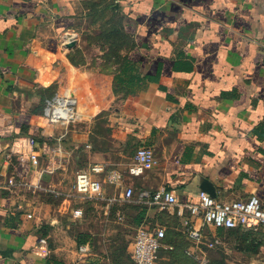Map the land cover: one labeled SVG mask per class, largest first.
I'll return each mask as SVG.
<instances>
[{
	"label": "crops",
	"instance_id": "1",
	"mask_svg": "<svg viewBox=\"0 0 264 264\" xmlns=\"http://www.w3.org/2000/svg\"><path fill=\"white\" fill-rule=\"evenodd\" d=\"M102 24L121 36L113 39L121 44L111 58L114 95L93 99L86 72H77L75 93L86 91L93 113L45 131L42 111L52 95L41 88L48 69L52 78V61L70 50L62 39L73 35L79 46L81 30ZM22 135L37 141V167L7 157L12 139ZM141 145L153 161L141 175L125 176L132 199L123 200L124 187L99 175L103 213L126 201L146 207L139 225L166 232L155 264H195L185 252L193 242L184 205L198 200L202 177L220 200L264 198V0H0V264H117L110 232L85 217L65 222V215L81 217L73 216L60 182L44 176L95 163L124 170L123 155ZM162 187L177 205L138 201L139 191ZM45 189L55 193L56 206L41 196ZM135 213L126 218L133 230ZM225 231L201 228L204 242L220 241ZM85 243L90 250L79 252Z\"/></svg>",
	"mask_w": 264,
	"mask_h": 264
},
{
	"label": "built area",
	"instance_id": "2",
	"mask_svg": "<svg viewBox=\"0 0 264 264\" xmlns=\"http://www.w3.org/2000/svg\"><path fill=\"white\" fill-rule=\"evenodd\" d=\"M74 40L73 35H65L61 44L65 47ZM43 117L53 124L68 125L80 120V113L77 107V98L73 90L66 89L61 93L49 97L42 111ZM7 157L12 161L28 163L32 167L39 165V154L37 141L32 135H22L12 139L7 148ZM153 161L152 150L141 145L135 150L133 159L127 164L124 170L117 167H108L95 163L87 170H79L75 173L72 184L74 195L82 198L103 199L104 186L99 175L104 174L107 184L119 187L123 186V200H130L133 197V188L125 186V176H139L145 167ZM9 183L14 181L9 179ZM138 201L148 205H157L164 209L178 204L166 188L157 190L143 189L139 191ZM189 212L190 218L184 220L185 233L192 240L193 245L185 250L186 254L192 257L195 264H210L207 250L215 248L220 241L213 239L204 242L201 228L206 225L221 229L241 228L253 232L261 231L264 238V198L251 194L246 198L223 201L210 196L206 192L198 193V200L195 203L184 205ZM74 217H82L83 210L80 207L72 211ZM198 219L200 225L197 227L192 220ZM166 232L162 227L151 228L147 225H139L134 232L131 257L134 264H155L158 251L163 247V239ZM40 247H43V254H46L44 238L39 240ZM79 252L87 253L90 250L89 244H81Z\"/></svg>",
	"mask_w": 264,
	"mask_h": 264
},
{
	"label": "rangeland",
	"instance_id": "3",
	"mask_svg": "<svg viewBox=\"0 0 264 264\" xmlns=\"http://www.w3.org/2000/svg\"><path fill=\"white\" fill-rule=\"evenodd\" d=\"M105 19H107V17H105ZM107 31L108 28H104V24L99 28L81 30L79 33V46L67 48L70 50L66 52L64 56L59 55L52 61L55 69L52 71V78H50L49 69L46 72L45 81L48 82V84L41 88L44 95L50 96L61 93L66 89H71L75 93V87H78V83L81 81V77H77L76 73L83 71L86 72L85 78L88 79V88L93 95V99L99 98L104 100L106 97L114 95V86L110 81V75H112L115 60H111V58L112 56L117 57L121 50V44L120 42L113 44L108 43L107 40L108 37H112L114 40H121V36L120 34L115 36L114 33L110 31V34H107ZM108 57L110 58L108 59ZM97 58L100 60L102 58V61H99ZM87 94L89 95V92ZM75 95L78 98L77 105L79 107V113L83 111L86 114L93 113L94 108L92 106H85L86 91H78ZM107 111L108 110L105 109V112ZM68 125L47 123V127H43V129L45 131L49 129L54 131V128L57 126V131H62ZM94 130L97 132L95 126ZM100 132L105 135L107 134L106 130H100ZM44 139L46 144L49 145L50 137L46 136ZM133 156L134 152H130L129 155L124 154L121 162L127 164L132 160ZM75 173V170H73L71 166H68V168L59 170L55 173L46 171L44 177L48 180L49 174H52L51 178L60 182L64 187V194L71 198V203L75 206L74 208H76V206H81L84 210L82 217L86 218L84 221H87L91 227H95V229L99 231L107 230L110 232L112 240L115 241L117 247V250L112 253L115 256L114 259L117 264H133L130 252L133 242L132 234L135 230L128 224L129 221L127 222L126 218L129 216V212L133 210L131 207L134 203L126 201L119 208H111V215L104 214V206L99 203V199L82 198L74 195L72 191L70 192L69 188L71 187ZM54 194L55 193H51L49 190L45 189L41 196H43L44 200L50 202L51 206H56L58 204V198H56ZM82 217L77 219L65 215L63 220L76 225L81 222L80 220ZM234 234L230 231H225L221 235L220 243L215 248H209L207 250L209 263L264 264V250L262 249L259 253L250 251L248 248V246L251 245L250 237L244 240L238 232Z\"/></svg>",
	"mask_w": 264,
	"mask_h": 264
},
{
	"label": "trees",
	"instance_id": "4",
	"mask_svg": "<svg viewBox=\"0 0 264 264\" xmlns=\"http://www.w3.org/2000/svg\"><path fill=\"white\" fill-rule=\"evenodd\" d=\"M113 32L115 36L119 35L118 30L115 28L113 30H108L107 34L110 32ZM113 35V36H114ZM108 42L111 41V43L113 44V39L112 37H108ZM134 211L136 210V213L133 217V223L136 224L137 226L141 223L145 212H146V207L140 205V204H133L131 207ZM226 231H230L232 234H234L235 232H238L240 234V236L243 237V239H248L250 237L251 241H250V246H248V248L250 249V251L252 252H256L259 253L262 249L264 250V238H263V233L261 231L258 232H253L252 230L249 229H241V228H232V229H226ZM235 235V234H234ZM261 236V238H260ZM248 249V250H249Z\"/></svg>",
	"mask_w": 264,
	"mask_h": 264
},
{
	"label": "water",
	"instance_id": "5",
	"mask_svg": "<svg viewBox=\"0 0 264 264\" xmlns=\"http://www.w3.org/2000/svg\"><path fill=\"white\" fill-rule=\"evenodd\" d=\"M75 44H76V41L73 40L72 42L66 45V48H72L75 46ZM199 192H206L210 196L216 197L215 187L213 183L205 177L201 178V181L199 183Z\"/></svg>",
	"mask_w": 264,
	"mask_h": 264
}]
</instances>
